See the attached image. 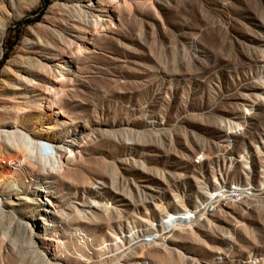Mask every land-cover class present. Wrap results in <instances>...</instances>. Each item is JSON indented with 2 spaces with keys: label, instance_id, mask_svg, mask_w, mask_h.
Segmentation results:
<instances>
[{
  "label": "rangeland",
  "instance_id": "374dc122",
  "mask_svg": "<svg viewBox=\"0 0 264 264\" xmlns=\"http://www.w3.org/2000/svg\"><path fill=\"white\" fill-rule=\"evenodd\" d=\"M45 56L69 68L36 76L50 108L11 88ZM0 110L83 141L63 176L0 144V202L17 203L0 264H264V0H0ZM34 187L44 243L18 223L45 205Z\"/></svg>",
  "mask_w": 264,
  "mask_h": 264
},
{
  "label": "bare ground",
  "instance_id": "6f19581e",
  "mask_svg": "<svg viewBox=\"0 0 264 264\" xmlns=\"http://www.w3.org/2000/svg\"><path fill=\"white\" fill-rule=\"evenodd\" d=\"M100 4L102 6H99L96 9V11L107 12V10L105 9L106 3L100 2ZM75 6L77 7L79 5H75ZM85 6H86V8L90 9V7L93 5L89 4V5H85ZM72 12H82V15H80V17L78 18V20H76L75 23L83 24V25L88 26V27L96 26L97 24H99L98 20H102V19H96V18L92 19L90 17L88 19L87 18L88 15H87L86 10L85 11L81 10V9L77 10L76 8H74L72 10ZM97 17H99V15ZM75 23L72 22L71 27L76 28ZM44 58H45L44 59L45 62L36 61L34 64L28 63L25 66H20L19 67L20 73L15 75V80L11 84V88H13L14 90L20 89V88H22V85L29 87L30 88L29 92H31V93L29 95H26L25 98L32 97L35 95H40L41 96L40 102L43 105V107L50 108V107L55 106L54 103H52V100L50 97L53 95V93L56 91V89L53 87V84L50 82H48L45 85V88H43V89L40 88L36 76L40 73H44V74H47L49 76L51 75L52 76L51 82H56L58 80V79H56V77L57 76H64L66 74V72H69V68H68V65L66 63H62L61 65L58 63L59 65H57L55 67H51L50 64H48L50 57L45 56ZM53 59H54V57L52 58V60ZM35 90H37V92ZM25 93H27V92H25ZM57 113L60 114V111L58 110ZM7 119H8V117L6 115L2 114V110H0V144L3 146V148H5L6 150L7 149L14 150L16 153H22V155L26 156V157H30L32 154H37V158L34 161V163L37 166V169H39V170L41 169L40 162L42 161L43 168H45L49 174H54L56 176L57 175L63 176L69 172V170L65 166H66L69 158H74L76 156V153L73 151V149L76 147H82L83 146L82 139H79L76 136L69 137L67 135H63L61 138L55 137V136H49V135H47V133H50L51 130L48 128H45L43 126L37 127L35 132L30 134L26 131L21 130L20 128H18L14 124H12V123H14V121L12 122V121H9ZM65 124H69V123H66L65 121L59 122V126H63ZM63 154L65 155V157L62 156ZM34 163H32L31 165L34 166L35 165ZM3 176H4V174L0 175V177H3ZM45 182H48V181H45ZM260 184H264V176L262 177ZM229 189H231V187H229ZM34 190L37 193L36 194L37 196L35 197V199H33V202L34 201L35 202H41L42 200H45V205H38L39 208L37 210H34L31 214L32 219H29L28 221L27 220L22 221L20 219L18 221V223H19L21 229L24 231L23 233L27 232L29 234L30 239H32V237H33L37 242L44 243L45 241L53 239L49 233V229H50V227L54 226V223L52 220L50 222H43V225H41V226L38 224V222L35 223L34 217H37V218L40 217L41 219L48 221L45 219V217H48L51 215H50V211L48 210V208H46L48 206L47 199H44V198H42V196H40V189L38 187H36ZM216 191H221V189H218ZM222 192H223V190H222ZM222 196H223V194H222ZM224 197H228V196H225V194H224L223 198ZM217 199H218V197H217ZM14 204H17V203L12 201V200H8V202L5 204H2L0 202V221L3 220L4 218H8V219L15 218L13 215L8 213L3 208L4 205L5 206H11ZM175 214H176L175 217L180 221L176 225L177 230H182L183 227H188L190 231H193L192 223L195 220V216H191L192 215L191 211L185 210V211L177 212ZM30 241H32V240H30ZM35 249H37V248H35ZM37 254L40 256L41 260L46 261V262L50 261L49 255L46 252H41V253L38 252ZM37 259H39V258H37Z\"/></svg>",
  "mask_w": 264,
  "mask_h": 264
}]
</instances>
